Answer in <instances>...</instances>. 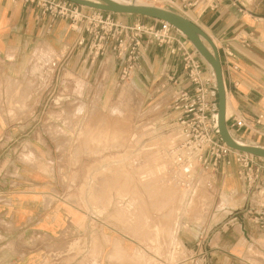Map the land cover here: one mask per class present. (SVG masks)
<instances>
[{"label":"rangeland","instance_id":"obj_1","mask_svg":"<svg viewBox=\"0 0 264 264\" xmlns=\"http://www.w3.org/2000/svg\"><path fill=\"white\" fill-rule=\"evenodd\" d=\"M140 2L164 7L155 0ZM116 17L129 25L152 19ZM31 61L24 72L15 69L9 75L0 60V204L10 202L9 188L21 190L14 180L22 173L34 171V179L51 174L44 199L56 211L44 213L47 255H95L90 264H196L187 258L197 241L207 255H216L211 245L217 233L228 239L234 221L245 217L233 219L230 205L239 196L232 197L233 188L228 192L218 178L212 188L201 179L193 190L169 174L168 149L178 140L176 113L167 108L174 95L171 83L159 84L156 93L143 92L133 76L120 80L118 66V78L104 90L100 79L88 84L79 76L71 82L55 68V60L36 54ZM90 91L94 98H81ZM65 92L80 98L61 100ZM25 146L32 154L27 161L18 157ZM27 234L32 254L40 234ZM249 255L262 254L253 250Z\"/></svg>","mask_w":264,"mask_h":264},{"label":"crops","instance_id":"obj_2","mask_svg":"<svg viewBox=\"0 0 264 264\" xmlns=\"http://www.w3.org/2000/svg\"><path fill=\"white\" fill-rule=\"evenodd\" d=\"M188 1L196 2L188 7L187 15L214 40L219 51L226 88L227 124L233 116L244 118L249 127L241 128L234 135L247 143L259 144L261 139L264 142V137L257 133L264 130V0ZM150 20L151 23L153 19ZM79 38L65 20H52L34 5L0 0V60L9 75L15 69L24 72L39 54L42 60H55V68L64 71L71 82L79 76L88 84L100 79L105 90L118 78L119 61L111 53L92 60L86 54V46L78 44ZM133 77L147 93L160 91L158 85L161 83H171L174 93L177 88L188 85L180 60L166 47L154 43L145 48L141 67ZM172 77L175 84L170 80ZM147 84L151 87L147 88ZM104 94L105 91L102 98ZM78 98L74 92L62 93L60 97L61 100ZM81 98L91 100L94 93L85 92ZM258 116H262L261 124L255 123ZM5 162L10 163V159ZM30 171L22 173L23 178L14 180L21 190L9 188L6 193L11 196L10 202L0 204V264H90L95 255H47L48 229L44 213L56 211L55 205L46 206L44 199L51 174L42 172L41 179H34L35 173ZM218 180L228 192L232 188L237 191L232 197H239L233 199L230 209L248 203L249 196L244 199V185L229 168L223 167L219 171ZM225 201L222 199L219 206ZM29 231L40 234L37 249L32 254L25 245L31 242ZM197 242L199 244L187 258L190 262L199 261L196 264H207L209 260L215 261L214 264H264V231L245 220L234 221L228 239L223 240L217 233L211 245L216 249L213 251L216 255H207L200 246L201 241ZM253 250L262 255H249ZM23 251L28 253L24 255Z\"/></svg>","mask_w":264,"mask_h":264},{"label":"built area","instance_id":"obj_3","mask_svg":"<svg viewBox=\"0 0 264 264\" xmlns=\"http://www.w3.org/2000/svg\"><path fill=\"white\" fill-rule=\"evenodd\" d=\"M12 1L34 5L52 20H65L80 37L78 44L86 46V54L92 60L107 53L113 54L120 64L121 81L131 79L141 67L143 52L148 44L166 47L171 55L177 57L188 85L177 88L167 106L176 113L174 126L178 131V140L168 149L169 174L177 184L195 190L204 178V184L212 188L223 167L232 169L235 178L245 187L244 199L251 197L250 205L231 209L233 219L243 215L246 223L255 224L264 231V159L232 149L220 140L214 125L217 94L213 75L209 65L187 38L161 20L153 19L151 23L138 20L129 25L119 20L115 13L88 8L70 0ZM155 2L188 16L186 10L196 1ZM170 80L175 84L173 77ZM261 119L262 116H258L255 123L261 124ZM247 127L246 119L237 116H233L228 125L232 135ZM231 193L234 195L237 191Z\"/></svg>","mask_w":264,"mask_h":264},{"label":"water","instance_id":"obj_4","mask_svg":"<svg viewBox=\"0 0 264 264\" xmlns=\"http://www.w3.org/2000/svg\"><path fill=\"white\" fill-rule=\"evenodd\" d=\"M76 4L115 14L137 15L168 23L176 32L187 38L203 60L209 65L217 94L215 130L228 147L264 159V146L238 141L226 123V88L218 48L212 38L188 17L160 6L116 0H70Z\"/></svg>","mask_w":264,"mask_h":264},{"label":"bare ground","instance_id":"obj_5","mask_svg":"<svg viewBox=\"0 0 264 264\" xmlns=\"http://www.w3.org/2000/svg\"><path fill=\"white\" fill-rule=\"evenodd\" d=\"M116 1H119V2H122V3H128V2H133V1H129V0H116ZM134 2L135 3H141L140 2V0H134ZM37 70V69H36ZM34 71V70H33ZM76 85V84H75ZM64 88V87H63ZM79 88V87H78ZM79 90H81V89H79ZM81 92V91H80ZM29 98V97H28ZM81 106V105H80ZM78 107V106H77ZM82 107V106H81ZM23 109V108H22ZM77 112H79L80 111V107L79 108H77ZM99 121V120H98ZM62 122V121H61ZM68 126V125H67ZM56 129H57V127H56ZM55 129V127H54V129L52 128L51 130H52V132H56L57 130ZM58 132H60L59 130H58ZM238 140V139H237ZM63 141V140H62ZM67 141V140H66ZM238 141H241V140H238ZM63 142H65V141H63ZM241 142H243V141H241ZM26 147V146H25ZM86 149V148H85ZM70 150V149H69ZM22 151V150H21ZM32 151V150H31ZM30 153H32V152H30ZM27 155H32V154H29V150H27V147L26 148H23V151L21 152V154H20V156H18V157H21V159L22 160H24L25 159V157L27 156ZM33 157V156H32ZM31 158V157H30ZM26 159H28L27 157H26ZM25 159V161H27ZM35 159V158H34ZM19 161V160H18ZM99 199V198H98ZM164 221V220H163ZM116 245V244H115ZM115 247V246H114ZM124 248L127 250V251H133V248H132V246H130V245H126V246H124ZM119 250V249H118ZM135 251V250H134ZM116 252H120V250L119 251H117V249H116ZM114 254H117L118 255V253H114ZM123 254V253H122ZM124 255V254H123ZM141 255V254H140ZM114 256V255H113ZM125 257V256H124ZM126 258V257H125ZM128 262V261H127Z\"/></svg>","mask_w":264,"mask_h":264}]
</instances>
